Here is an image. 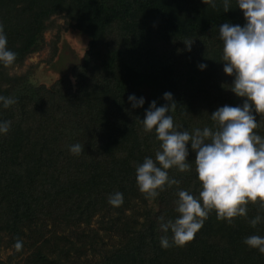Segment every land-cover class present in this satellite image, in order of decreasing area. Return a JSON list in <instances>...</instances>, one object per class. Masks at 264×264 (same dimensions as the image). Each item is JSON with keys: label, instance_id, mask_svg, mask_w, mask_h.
I'll return each mask as SVG.
<instances>
[{"label": "trees", "instance_id": "trees-1", "mask_svg": "<svg viewBox=\"0 0 264 264\" xmlns=\"http://www.w3.org/2000/svg\"><path fill=\"white\" fill-rule=\"evenodd\" d=\"M216 3L214 9L203 0H0L14 63L40 47L46 21L61 12L92 51L70 71L74 83L65 72L50 86L36 85L0 63V96L17 101L8 108L0 101V122L11 121L0 133V264H264V254L244 243L264 238L259 204L250 203L247 216L231 224L212 211L192 242L161 246L160 218L179 217L178 191L199 197L202 190L191 143L190 170H167L177 185L148 200L136 180L137 166L160 150L155 131L142 123L153 101L167 105L164 94L171 93L174 125L194 132L217 130L211 115L246 100L231 91L235 75L224 72L219 27L247 21L238 0H229L228 12L223 0ZM130 95L144 105L133 108ZM253 114L254 131L264 138V117ZM77 143L83 151L73 155ZM116 192L124 198L119 207L109 203ZM166 235L171 243V231Z\"/></svg>", "mask_w": 264, "mask_h": 264}, {"label": "clouds", "instance_id": "clouds-1", "mask_svg": "<svg viewBox=\"0 0 264 264\" xmlns=\"http://www.w3.org/2000/svg\"><path fill=\"white\" fill-rule=\"evenodd\" d=\"M212 8L217 7L216 0H203ZM243 10L246 25L224 23L219 27L223 41L224 72L235 75L231 86L237 96L246 98L242 107L223 106L218 108L211 119L217 130L205 127L194 132L179 130L174 125L170 112L176 109L171 93L166 92L164 99L170 103L157 107L153 101L142 120L146 132L155 131L160 141V150L155 160L145 157L136 168V180L139 190L148 200L155 199L165 186L177 185L179 181L170 179L167 170L177 168L181 172L190 170L188 162V144L196 152L195 165L198 179L202 184L199 197L188 191H178L176 212L179 217L174 221L163 222L160 229L165 233L160 238L165 249L175 245L184 247L192 242L201 230L209 213L216 212L217 219L231 224L238 216H247L248 205L259 204L264 208V138L254 131L258 127L253 112L264 117V0H238ZM225 12L230 9L229 0H223ZM189 50L192 42H185ZM16 53L7 48V37L0 24V63L11 67ZM201 69L206 65L201 64ZM4 108L17 101L11 97L0 96ZM133 108L142 107L144 98L129 96ZM11 121L0 122V133L10 130ZM83 146L79 143L70 146L73 155H80ZM123 194L116 192L109 196V203L115 207L123 204ZM250 224L255 228L261 217L257 215ZM172 233L171 243L166 235ZM244 243L264 254V238L252 235ZM20 251L22 241L15 243Z\"/></svg>", "mask_w": 264, "mask_h": 264}, {"label": "rangeland", "instance_id": "rangeland-1", "mask_svg": "<svg viewBox=\"0 0 264 264\" xmlns=\"http://www.w3.org/2000/svg\"><path fill=\"white\" fill-rule=\"evenodd\" d=\"M46 25L40 35V47L21 62L7 67L6 73L27 75L36 85L50 86L63 73L70 74L74 65L81 62L84 55L92 54V51L88 50L89 38L76 28V22L69 18L66 12L52 15ZM106 41L113 42L112 36ZM93 55H96V52ZM69 78L71 83H74V76L70 74Z\"/></svg>", "mask_w": 264, "mask_h": 264}]
</instances>
